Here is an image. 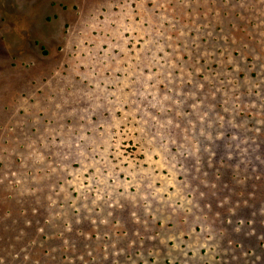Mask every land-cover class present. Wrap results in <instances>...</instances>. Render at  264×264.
Listing matches in <instances>:
<instances>
[{"label":"rangeland","instance_id":"rangeland-1","mask_svg":"<svg viewBox=\"0 0 264 264\" xmlns=\"http://www.w3.org/2000/svg\"><path fill=\"white\" fill-rule=\"evenodd\" d=\"M0 264H264V0H0Z\"/></svg>","mask_w":264,"mask_h":264}]
</instances>
